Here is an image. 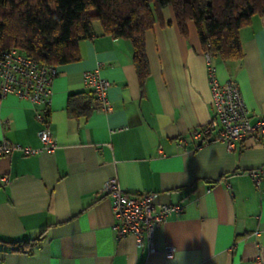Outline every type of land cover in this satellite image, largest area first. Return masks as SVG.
<instances>
[{"label":"crops","instance_id":"0c3cea01","mask_svg":"<svg viewBox=\"0 0 264 264\" xmlns=\"http://www.w3.org/2000/svg\"><path fill=\"white\" fill-rule=\"evenodd\" d=\"M145 35L150 76L142 93L129 41L104 35L79 44L80 59L58 66L48 121L57 148L42 150V106L17 96L0 99V145L6 140L35 155L0 157V239L42 241L32 254L0 245V264H264V146L248 136L235 151L217 132L190 136L214 117L209 66L193 22L181 35L173 9ZM243 58L211 66L220 84L236 81L250 122L264 116V15L240 32ZM109 82L111 113L68 115L69 97L85 92L84 74ZM184 139L186 144L180 145ZM7 177L8 183L1 178ZM116 178L131 194H154L172 205L154 235L118 238L111 200L102 188ZM169 248L175 250L166 258Z\"/></svg>","mask_w":264,"mask_h":264},{"label":"trees","instance_id":"16d2710c","mask_svg":"<svg viewBox=\"0 0 264 264\" xmlns=\"http://www.w3.org/2000/svg\"><path fill=\"white\" fill-rule=\"evenodd\" d=\"M171 7L182 36L196 26L203 51L222 61L243 58L240 32L255 15H264V0H0V53L22 52L40 64L62 66L80 59L79 44L94 36L97 23L104 35L130 42L142 93L150 76L145 35L156 23L165 24L162 11ZM91 92L69 97L72 118L94 111ZM0 239L13 253L32 254L42 241Z\"/></svg>","mask_w":264,"mask_h":264},{"label":"built area","instance_id":"2783aa9c","mask_svg":"<svg viewBox=\"0 0 264 264\" xmlns=\"http://www.w3.org/2000/svg\"><path fill=\"white\" fill-rule=\"evenodd\" d=\"M209 66L210 84L212 90V108L214 117L211 122L200 129L193 130L190 136L201 139L204 134L217 132L215 141L225 144L229 151H235L245 138L252 137L258 146H264V116L256 115V122L251 124L249 112L243 101L239 85L229 80L220 84L215 77V70L211 66L214 57L211 51L204 52ZM58 75V68L40 64L27 57L22 52L10 50L0 53V99L14 95L29 101L33 105L42 106L43 110L36 115L42 124L38 137L43 145L42 150L53 154L57 148L52 136L49 121L48 107L50 105L51 87ZM109 82L102 79L98 72L84 74V88L93 95L94 107L104 113L113 111L108 99ZM95 110V109H94ZM186 141L182 138L180 145ZM20 151L26 155H35L39 150L22 148L4 140L0 145V157ZM257 187L264 176V170L250 173ZM2 183L7 184L8 178L2 177ZM108 196L112 203L115 218L114 230L118 238L134 236L138 245L145 239L149 252L154 253V235L166 218L181 211V207L172 205L157 206L154 203V194L135 195L124 191L116 178L110 179L101 191ZM175 250L169 248L166 258H173Z\"/></svg>","mask_w":264,"mask_h":264}]
</instances>
